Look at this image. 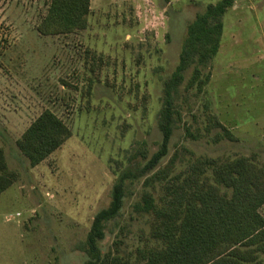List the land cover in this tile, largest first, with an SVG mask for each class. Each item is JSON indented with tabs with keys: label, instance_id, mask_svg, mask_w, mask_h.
I'll use <instances>...</instances> for the list:
<instances>
[{
	"label": "rangeland",
	"instance_id": "obj_1",
	"mask_svg": "<svg viewBox=\"0 0 264 264\" xmlns=\"http://www.w3.org/2000/svg\"><path fill=\"white\" fill-rule=\"evenodd\" d=\"M219 1L91 0L87 29L41 36L36 26L49 0H0V148L16 174L0 195V264H83L93 217L108 207L116 178L130 166L135 178L126 182L123 208L107 223L102 245L130 259L156 245L154 216L133 206L144 191L158 204L164 197V183L144 187L143 170L160 145L163 83L177 66L187 26ZM223 25L218 54L203 70L211 76L203 92L185 88L192 69L185 72L168 155L154 172L171 158L172 176L199 158L245 156L264 166V0H234ZM46 109L71 136L30 167L15 141ZM210 117L235 141L214 142L221 129L209 126Z\"/></svg>",
	"mask_w": 264,
	"mask_h": 264
},
{
	"label": "trees",
	"instance_id": "obj_2",
	"mask_svg": "<svg viewBox=\"0 0 264 264\" xmlns=\"http://www.w3.org/2000/svg\"><path fill=\"white\" fill-rule=\"evenodd\" d=\"M234 0L208 4L187 26L178 63L163 83L158 116L161 135L158 150L147 160L143 170L149 176L144 187L164 183V197L156 203L149 191L133 209L136 213L152 214L155 222L150 235L156 245L138 249L133 259L106 251L102 242L107 223L116 219L123 208L126 182L133 173L123 171L115 180L108 207L93 217L82 246L83 264H263L264 166L252 158L239 156L220 161L196 159L184 175L172 176L174 158L156 170L168 155V147L178 112L175 97L191 70L185 84L187 90L201 93L210 81L204 69L218 54L223 35V17ZM91 0H49L47 11L36 26L41 36L69 35L88 27ZM91 86L87 88L89 94ZM209 126L221 129L214 142L235 141L231 132L217 120L209 118ZM71 136L65 123L52 111L43 110L15 141L18 151L30 167H36L57 151ZM210 172V175H209ZM16 181L0 148V195Z\"/></svg>",
	"mask_w": 264,
	"mask_h": 264
}]
</instances>
